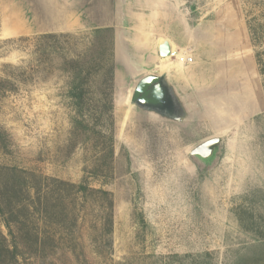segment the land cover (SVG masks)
<instances>
[{
    "label": "rangeland",
    "instance_id": "obj_1",
    "mask_svg": "<svg viewBox=\"0 0 264 264\" xmlns=\"http://www.w3.org/2000/svg\"><path fill=\"white\" fill-rule=\"evenodd\" d=\"M260 26L264 0H0V79L14 87L0 92V182L14 167L87 179L114 200L112 235L100 206L77 198L73 236L52 232L58 244L39 255L15 227V264H264ZM164 41L181 55L161 58ZM101 45L114 53V84L108 101L91 97L113 105V167L92 144L71 146L72 75L62 70ZM185 51L194 59L184 66ZM166 71L196 114L188 128L130 110L131 82ZM213 138L224 142L212 163L191 156ZM27 227L49 229L37 217ZM0 231L13 241L1 215Z\"/></svg>",
    "mask_w": 264,
    "mask_h": 264
},
{
    "label": "trees",
    "instance_id": "obj_2",
    "mask_svg": "<svg viewBox=\"0 0 264 264\" xmlns=\"http://www.w3.org/2000/svg\"><path fill=\"white\" fill-rule=\"evenodd\" d=\"M99 32V31H98ZM264 26L260 30H252L254 43L260 39ZM97 51V55L87 61L84 58L65 60L64 72L72 75L69 84V98L73 101L75 116L72 119L71 146L90 143L94 148L102 151L100 162L105 164L109 160V167H113L115 158V134L113 105L107 99L106 93L112 89L115 77V64L113 51L107 55L104 46ZM261 74L264 75V52L256 55ZM100 80L99 86L95 82ZM96 87V88H94ZM14 87L8 80L0 79V92H13ZM105 96L95 102L94 94ZM107 126L108 130H103ZM101 165H97L94 176H99ZM5 179L0 182V215L5 219L6 228L13 241L9 243L0 231V264L16 263V258L22 255V250L17 241L15 227L20 238L26 237L33 240L38 246L31 250L32 254L39 255L52 243L58 244L57 236L52 232L73 236L78 218L73 211V204L77 198L85 202H96L102 209V231L112 235L114 230V200L111 192L101 188H92L86 179L81 184H75L56 178L38 174L35 171H26L14 167H3ZM108 178V177H107ZM49 229L32 231L27 223L35 218ZM24 219V220H22ZM25 221V222H23ZM27 228V230L25 228ZM33 249V248H30Z\"/></svg>",
    "mask_w": 264,
    "mask_h": 264
},
{
    "label": "water",
    "instance_id": "obj_3",
    "mask_svg": "<svg viewBox=\"0 0 264 264\" xmlns=\"http://www.w3.org/2000/svg\"><path fill=\"white\" fill-rule=\"evenodd\" d=\"M158 50L161 58L178 55V52H173L170 41H164ZM130 88L133 90L130 110H137L144 115L182 128H188L196 121V114L186 96L172 80L170 71L156 75H141L131 82ZM223 142V138H213L195 147L190 154L208 165L216 158L218 145Z\"/></svg>",
    "mask_w": 264,
    "mask_h": 264
},
{
    "label": "built area",
    "instance_id": "obj_4",
    "mask_svg": "<svg viewBox=\"0 0 264 264\" xmlns=\"http://www.w3.org/2000/svg\"><path fill=\"white\" fill-rule=\"evenodd\" d=\"M193 59L194 58L191 52L185 51L184 54L182 55V62L186 65L193 63Z\"/></svg>",
    "mask_w": 264,
    "mask_h": 264
},
{
    "label": "crops",
    "instance_id": "obj_5",
    "mask_svg": "<svg viewBox=\"0 0 264 264\" xmlns=\"http://www.w3.org/2000/svg\"><path fill=\"white\" fill-rule=\"evenodd\" d=\"M180 51H181V50L178 51V55H179V54L181 55V52H180ZM182 51H183V50H182ZM185 65H186V64H184V66H185ZM174 83H175V82H174Z\"/></svg>",
    "mask_w": 264,
    "mask_h": 264
},
{
    "label": "bare ground",
    "instance_id": "obj_6",
    "mask_svg": "<svg viewBox=\"0 0 264 264\" xmlns=\"http://www.w3.org/2000/svg\"><path fill=\"white\" fill-rule=\"evenodd\" d=\"M168 59V58H167ZM130 100H131V98H130Z\"/></svg>",
    "mask_w": 264,
    "mask_h": 264
}]
</instances>
